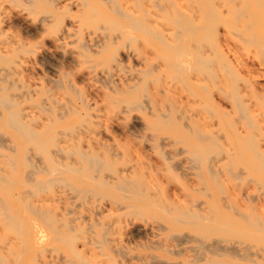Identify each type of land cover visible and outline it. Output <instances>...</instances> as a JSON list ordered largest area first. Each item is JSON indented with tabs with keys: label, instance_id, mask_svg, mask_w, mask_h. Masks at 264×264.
<instances>
[{
	"label": "rangeland",
	"instance_id": "374dc122",
	"mask_svg": "<svg viewBox=\"0 0 264 264\" xmlns=\"http://www.w3.org/2000/svg\"><path fill=\"white\" fill-rule=\"evenodd\" d=\"M26 1L0 0L4 29L0 48L7 50L0 73H10L6 82L0 79L7 88L2 94L18 104L14 108L29 115L28 123L47 141L44 148L53 150L58 141L66 147V141L73 136L86 150L91 147L107 157L113 154V172L105 169L102 175L129 173L144 182L148 197L125 203L119 190L96 187L95 198H89L58 183L47 190L36 188L25 181L30 171L23 163L19 173H14L12 185L11 151L1 145L0 170L7 181H0V202H9L10 195L15 194L18 206L14 205L19 211L16 219H9L0 203V255L4 264H81L74 254L77 250L94 264H264V45L260 44H264V0L204 1L206 24L217 27V39L212 43L215 46L204 35H198L183 41L179 52L182 54L190 45H206L208 58L223 60L215 67L217 84L211 75L209 78L191 66L187 73L177 76L167 68L169 55L161 44L140 33L135 34L134 43L121 42L119 51L126 58L120 65L88 59L80 43H91L105 35L84 22L82 7L72 5L78 0H53L60 8L58 15L67 24L76 21L73 36L61 45L56 42L57 22L42 7L34 8ZM174 1L173 7L202 20L201 0ZM165 19L159 18V24L173 30ZM143 71L149 76L147 94L143 97L140 89L137 98L147 101L144 109L120 102L121 97L111 90L108 75L111 73L122 86L136 82L141 85ZM203 75L208 78L204 80ZM195 76L203 79L202 83L196 84ZM235 87L240 90L245 113L229 99ZM76 91L89 100L88 112ZM68 106L76 113L63 111L61 120L47 111L49 107ZM157 107L171 112L172 117L169 123L155 128L153 125L159 123ZM0 110L6 119L7 110L2 105ZM86 117L92 120L89 129L84 128ZM2 122L0 119V142L13 133ZM183 123L214 134L218 142L206 141L198 156L192 151L190 139L182 135ZM66 124L70 128H65ZM81 131L84 132L79 134ZM251 136H255L260 152L253 147L255 144L244 143ZM34 145L30 144V151L40 153L41 147ZM209 161L216 170L214 177L202 169ZM75 182L84 190L94 186L79 177ZM33 205L50 210V216L55 214L53 220L55 216L60 218L52 230L55 226L65 228V222L72 225L74 245L55 243V232L49 223L30 214ZM24 206H29L28 210ZM130 208L144 210L133 212ZM188 211L206 213L211 220L196 225L173 219ZM137 229L140 232L134 234ZM91 231L99 236L93 237ZM101 233L107 235L106 239ZM209 243L216 246L218 255L211 252Z\"/></svg>",
	"mask_w": 264,
	"mask_h": 264
},
{
	"label": "bare ground",
	"instance_id": "6f19581e",
	"mask_svg": "<svg viewBox=\"0 0 264 264\" xmlns=\"http://www.w3.org/2000/svg\"><path fill=\"white\" fill-rule=\"evenodd\" d=\"M204 1H206V0H201L202 11H203V7L205 6ZM26 2H29V6L31 5L34 8L42 7L43 8L42 11L49 14L51 19H53L55 22H57V25L55 27H57L56 31L58 33V37L56 39V42L58 44H60V45L63 44V42L67 41V39L69 37L73 36V33L75 32V28H76L74 23L76 21L69 23L70 25L67 24L65 22V18L58 15L60 8L54 3L53 0H30V1L28 0ZM174 2H175L174 0H78V1H76L75 4H77V5H75V4H72V5H74L77 8H80V6L82 7V10H83L82 13H84V18H83L84 22L87 23V25H89L93 29L104 32V35H105L104 38H102L100 40H97V39L92 40L91 43H88V42L80 43L83 55L85 57H87L88 59H91V58L104 59V61H103L104 64L108 63L110 66H111V64H116L118 66L126 58V57H124L123 54L120 53L119 49L121 47H123L122 45L125 42L126 43H128V42L132 43L133 41H135V39H136L135 34L140 33L145 37L151 38L154 42H158L161 44L162 49L165 51V53H167L169 55L166 59L167 68L169 67L168 69L171 70L172 72H175L177 74V76H182L185 73H187L186 71L189 70L190 66H191L194 68L193 70H196V72L198 71L201 73H205V75H207L208 77L211 75L215 84L219 83V82H217V81H219L217 79L218 77H216V75H215L216 73H214V72H215L216 64H218L217 62H220V60H222V59L218 58L219 61L217 60V62H215L213 59L208 58L206 56V45H204V44L190 45L188 47V49L186 51H184L182 54L179 52L181 50V47H180L181 43L183 41H186L187 39H189L191 37H196L198 35H204L205 38L207 39V41L210 42L211 45H213L212 43H213L214 38L217 39V37H215L217 27L215 25H211V26L209 25L208 26V24H206V18L208 17L207 12L205 14L203 11L204 15L202 16L203 17L202 20H198L195 18V14L187 15L185 12L181 11L179 8H177L175 6L173 7ZM209 2L211 3V1H209ZM213 8L214 7H212V9ZM208 10H209V8H208ZM237 10L239 11V9H237ZM239 12H241V11H239ZM211 14L212 13H210V15ZM206 15H207V17H206ZM217 15H219V14L217 13ZM234 16H235V14H234ZM161 17H163L164 19L165 18L167 19V21L165 19L164 22H168V24L172 26L173 30H166V29H164V27L162 25L159 24L158 20ZM215 17H216V15H215ZM211 20H210V22H211ZM215 20H216V18H214V21ZM46 22H47V20H46ZM210 22H209V24H210ZM72 26H75V28H73ZM249 29H250V27H249ZM3 30L4 29H3L1 22H0V34L4 33ZM79 30H80V28H79ZM170 31H173V33H172L173 35L170 33ZM79 35H81V34H79ZM77 37H76V39H77ZM83 40L85 41V39H83ZM121 42H123L122 45H121ZM260 44L263 47L264 44H262L261 42H260ZM213 46H215V45H213ZM6 53H7L6 48L5 49L0 48V63L3 61L4 57L6 56ZM174 55H178V56L173 57ZM7 62H8V60H7ZM224 63H225V60H224ZM195 74H197V73H195ZM9 75H10L9 72L0 73V76H1L0 79L2 81L6 82ZM199 75H197L198 78H199ZM147 77H149L148 72L143 71L142 78H140V80H139V81H141V79H142L141 85L136 84L137 83L136 82L133 84H128V86H122V85L117 84L111 73H110V75H108L107 80H109V84L111 85V90L113 91V93H115L121 97L120 98L118 96L120 98V102H125L128 104V106L130 105L131 107H134L133 105H136V106H139L142 109H144L145 103L147 101L146 100H139L137 98V96H138V91L141 89V90H143V97H145V93L147 90L146 87H147V82H148ZM197 77L196 76L194 77L196 79V81H195L196 84L202 83V80L204 78L205 79L208 78V77L206 78L205 76L204 77L200 76L203 79H201V78L198 79ZM103 79H104V77H103ZM107 83H108V81H107ZM9 84H11V82H9ZM7 87H9V86H7ZM236 87H238V86H236ZM236 87L229 94V99L232 100L236 104V106L239 107V110H241L240 112L243 111L242 113H245L244 111H246V106L244 105L243 100L241 98L242 96H241L240 90ZM6 89L7 88L3 87L2 83H0V105H2L5 110H7V114H8L7 118L3 119V118H5L4 117V111L0 110V119L3 120V122H2L3 125L9 126L11 128L13 133H11L9 136L7 135L8 137H6V139L5 138L2 139L3 141L0 142V147H1V145H2V148H3V146L4 147L7 146V148L10 149V151H11V154L9 155V161L11 162L10 167H11L13 173H11V177L9 178V181L11 182L12 185L15 183L14 173L17 170H19L21 163H23L28 168V171H30V172L27 171L29 174L26 175L25 181L27 182V184L29 183L30 186L32 185L36 188L47 190L54 183L55 184L58 183V185L62 184V186L63 185L67 186L69 189H71L70 190L71 192L72 191L74 192V194L76 193L77 195L89 196V198H91L90 196L94 197L96 195V193H97L96 187L106 188V189H111V190H119L120 193L123 194L122 196H123V200L125 203L128 201H132V200H143L144 198L148 197V194H147L148 190H147L143 181L137 180V178L135 179L133 177V175H131L129 173H120V172L116 171V172H114V175H113V173H112L113 172L112 171L113 170L112 169V162H113L112 156H113V154L111 156L107 157V156L102 155L101 153H97L91 147L88 150H86V149H84L83 146H78V143L76 142L77 140H75V138L73 136L70 137L71 140L69 142L66 141V143H65L66 147L64 145L62 146L61 142L58 141L53 150H47L46 148H44L45 142H47V141L43 140V138H42L43 133L38 132L37 130L34 129V127H32L28 123L31 121L29 115H26L25 113H23L22 109L14 108L18 104L16 102H14L9 97V95L2 94V92ZM73 92H71V93H73ZM76 93H77L76 95H78L79 98L82 100L83 105L86 107V110L88 112L91 109V104H90L89 100H87L83 95H81V93H80V95L78 94L77 91H76ZM205 93H206V90H205ZM13 96H15V95H13ZM128 97H130V98L127 99ZM134 97H136L137 99H135ZM151 106H154V105H151ZM64 108L65 109H59V108H55V107L50 108L49 107V108H47L48 109L47 111H51L56 116L57 120L62 119L61 115L63 114V111L68 112L70 115H73L76 113V110L71 106L64 107ZM146 109H147V107H146ZM155 110H156V113L158 115L159 123L157 122L154 125L152 124L153 127L157 128V127H159V124L166 123V122L169 123L171 121V117H172L171 112H168L167 110L161 111L160 109H158V107ZM86 115H87V113H86ZM90 117L85 118L87 121V123L84 125L85 129H89V127L92 125V120ZM248 120H249V123L251 125L254 123V120L252 121L250 116H249ZM64 127L70 128V126L67 124ZM181 130H182V135H185L190 139V142L192 145V151L197 152L198 156H199L201 150L204 148L206 141H208V143H214V144H216L218 142L217 138L214 134L204 133L200 129L196 128L195 126L193 127L191 124H184L183 123L181 125ZM82 132H84V131L79 132V134H81ZM79 134H78V136H79ZM65 135H66V133H65ZM48 141H49V139H48ZM245 142L248 143L247 145H249V144L254 145L255 144V146H253V147L258 152H260L258 149L259 145L257 144L258 142L256 141L255 136L249 137V139H246V141H244V143ZM100 143L102 145V142H100ZM30 144H35L38 147H41L40 153L42 152V154L32 153L30 151V148H29ZM103 146L106 148L105 144ZM208 149H209V147H208ZM34 151H36V150H34ZM206 152H207V150H206ZM220 153H222V151ZM1 154L3 155L4 153H1ZM259 154L262 155V153H259ZM255 157H256V155H255ZM7 158H8V156H7ZM195 158H197L196 159L197 161H200L199 157H195ZM198 158H199V160H198ZM207 158H209V157H207ZM262 159H264V158H262ZM210 160H211V158H210ZM209 162H207L208 164H205L204 165L205 168H202V169L203 170L205 169L204 172H206V170H207L209 172V173L207 172V174H211L210 177L212 175H213L212 177H214V175L216 174L215 173L216 170L211 168V166H210L211 161H209ZM193 163L196 164V162H194V161H193ZM196 167H200V166H196ZM105 169L112 171L111 172L112 176L110 175L108 177V174L110 172L107 174L106 177H105L106 174H104V176H103L102 173H103V170L106 171ZM18 173L19 172L17 171L16 174H18ZM257 175H258V173H257ZM3 177L4 176H2V173L0 170V181L6 180V179H2ZM77 177H79V179L83 178L84 180L91 182L94 186H90V188H87L84 190L83 188L80 187L81 185L79 186L78 182L77 183L75 182V178H77ZM13 190H14V188H13ZM33 191H34V189H33ZM28 193H29V191H28ZM25 196L22 197V199H24ZM16 198H17V196L15 194H11L9 197V200H10L9 202L8 201L0 202V203H3L4 209L7 210V217L9 219L13 218V220L18 217L17 212H19V211L16 212V208H15V205H17L16 204L17 203ZM88 200H90V199H88ZM30 205H32V204L30 203ZM39 206L38 205L30 206V208H29L30 214L32 213L33 216H38V217H40V219L42 218L44 221L48 222L49 225L51 226V230H52V226H53L54 222H56L60 218L58 219L55 216L56 219L53 220L55 214L53 215V213H52L53 216L52 215L50 216V214H51L50 210H48L49 211L48 212L47 209H45L44 207H41V206L39 207ZM28 207L29 206H27L25 208H27V210H28ZM0 208L2 210V207H0ZM164 209H165V207H164ZM129 210L133 211V212H141L144 210V208H130ZM103 214H105V212ZM105 218H107V217H105ZM173 219L177 222H179V221L184 222V223L190 222V223H193L196 225H205V224H208L211 220L210 216L207 215L206 213L189 212V211L184 212L180 215L174 216ZM65 223L66 224H63L64 225L63 227H65V228H61L59 226L58 227L55 226L53 228L52 231L55 232L54 242L55 243L56 242H61V243L63 242L66 244H73L74 245V243H75L74 240L76 238L73 235V233H74L73 228L74 227L72 225H70L68 222H65ZM94 224L96 225L95 227H97V224L95 222H94ZM98 226H99V224H98ZM104 226H105V224H104ZM106 227H107V225H106ZM88 228L90 229L91 226H89ZM89 229H85L86 232ZM92 229L94 230V228H92ZM108 229H109V227H108ZM85 230H82V231L85 232ZM105 231L107 232L106 229H105ZM105 231H104V233H105ZM139 232H140V230L137 229L134 234H138ZM93 233L94 232L91 231V234H93ZM104 233H101L102 239H106L107 235H105ZM95 234L98 235V233H95ZM95 234H93V235H95ZM107 234H109V233H107ZM88 236H90V234ZM93 237L96 238V235ZM41 240H42V238H41ZM99 242H101V241H99ZM103 243H105V242H103ZM202 243H204V242H202ZM211 246L213 247V250L211 249V252L218 255L220 252H217L218 250H217L216 246H213V245H211ZM203 250H205V249H203ZM121 251H122V249H121ZM76 253H77L78 257L80 258L81 264H94V263L86 261L85 260L86 257L84 256V258H83L82 254L79 252V250H77V252H74L75 255H76ZM18 260H19V258H18ZM0 263L1 264L5 263L2 255H0Z\"/></svg>",
	"mask_w": 264,
	"mask_h": 264
}]
</instances>
